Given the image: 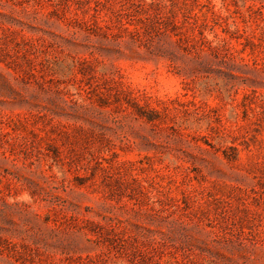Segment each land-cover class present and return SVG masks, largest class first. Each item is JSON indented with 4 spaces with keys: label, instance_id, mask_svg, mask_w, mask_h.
<instances>
[{
    "label": "rangeland",
    "instance_id": "1",
    "mask_svg": "<svg viewBox=\"0 0 264 264\" xmlns=\"http://www.w3.org/2000/svg\"><path fill=\"white\" fill-rule=\"evenodd\" d=\"M0 264H264V0H0Z\"/></svg>",
    "mask_w": 264,
    "mask_h": 264
}]
</instances>
